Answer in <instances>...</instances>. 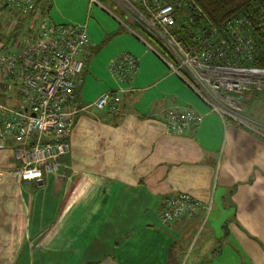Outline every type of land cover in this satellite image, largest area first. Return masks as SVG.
I'll return each instance as SVG.
<instances>
[{
  "label": "crops",
  "instance_id": "1",
  "mask_svg": "<svg viewBox=\"0 0 264 264\" xmlns=\"http://www.w3.org/2000/svg\"><path fill=\"white\" fill-rule=\"evenodd\" d=\"M11 23L19 16L0 11V50L12 42ZM123 48L109 64L123 54L136 60L126 82L98 79L95 49L84 51L78 115L58 174L19 183L14 144L0 151V264H182L190 247L191 264H264V104L249 107L246 93L240 114L251 125L222 119L142 42L128 38ZM0 89V104L17 109L20 95ZM106 92L118 96L115 113L93 106ZM171 108L203 120L170 133ZM183 194L203 209L162 224L166 201Z\"/></svg>",
  "mask_w": 264,
  "mask_h": 264
},
{
  "label": "built area",
  "instance_id": "2",
  "mask_svg": "<svg viewBox=\"0 0 264 264\" xmlns=\"http://www.w3.org/2000/svg\"><path fill=\"white\" fill-rule=\"evenodd\" d=\"M89 2L95 4L96 0ZM114 2L127 19L162 44L171 60L160 59L174 76L187 82L210 111L246 125L240 120L243 95L249 90L264 91V69L240 64L241 55L249 54L253 44L245 18L233 19L220 28L197 29L186 49L171 33L176 24L174 9L183 6L181 0ZM46 9L42 0H0V11L15 12L20 18V24H10L12 42L0 50V83L20 95L17 109L0 106V151L9 141L14 144L13 153L20 163L19 183L42 182L44 177L58 174L78 115L75 96L85 67L83 53L89 47L85 26L53 24ZM119 22L127 28L126 21ZM110 71L126 82L137 71V62L123 54ZM117 102L116 94L106 92L93 106L115 113ZM202 120L187 108H171L165 113V126L173 134L198 128ZM202 209L203 205L191 196L179 195L166 201L160 222L169 225Z\"/></svg>",
  "mask_w": 264,
  "mask_h": 264
},
{
  "label": "trees",
  "instance_id": "3",
  "mask_svg": "<svg viewBox=\"0 0 264 264\" xmlns=\"http://www.w3.org/2000/svg\"><path fill=\"white\" fill-rule=\"evenodd\" d=\"M44 1V0H43ZM168 1V0H167ZM174 1V0H170ZM183 6L175 8V27L171 30L177 42L190 48L197 29L206 31L211 26L220 28L233 19H246L247 34L253 40L249 54L241 55L240 64L245 67L264 69V0H181ZM115 7L122 10L114 4ZM141 9V8H140ZM123 13V12H122ZM130 34L147 48L157 52L163 60H171L167 50L146 29L127 19ZM156 43L162 52L150 43ZM149 49V48H148ZM154 53V52H153ZM244 56L246 59H244ZM133 58V57H132ZM235 123V122H233Z\"/></svg>",
  "mask_w": 264,
  "mask_h": 264
},
{
  "label": "rangeland",
  "instance_id": "4",
  "mask_svg": "<svg viewBox=\"0 0 264 264\" xmlns=\"http://www.w3.org/2000/svg\"><path fill=\"white\" fill-rule=\"evenodd\" d=\"M47 1L48 0H44L45 4L48 3ZM52 2L53 9L49 14V17L54 21V23L63 26H86L89 46L95 49L92 51V53H90L89 59L94 61V65H96L95 68L97 70V78L103 79V77H101L102 74H107V77L112 76L113 74L110 71L109 64L110 60H112V57L115 56L114 54L124 49V40L128 38H134L127 28L124 29L120 25L119 20L125 22L127 17L115 7L114 4L116 3L114 0H96L95 4H90L89 0H52ZM47 11L48 9H46V12ZM5 17L12 20L8 14H5ZM150 44L155 46V48L161 52L159 46L156 43L153 42ZM92 70L96 73L95 69ZM179 80L189 89L186 81H182L181 79ZM1 85L4 84L2 83ZM247 93L253 97L249 103V107L254 108L257 105L264 104V91L249 90ZM4 96L5 95H3V99L1 98V102L8 105V101L5 100L6 97ZM0 97H2V93H0ZM16 105L17 103L14 105L12 104L11 106L16 107ZM0 106L7 107L1 104ZM242 108H245V103L242 104ZM248 112L250 111L244 109V115L249 116ZM240 118L242 123L251 125L250 120L244 118L242 114H240ZM93 248H95V246H93ZM192 254V247H190L188 254H184L185 256L182 264H191L190 259ZM89 256L90 255L88 254L87 257ZM93 258H95V254L93 255ZM56 261L58 262L59 260ZM72 262L74 263V259H72L71 263Z\"/></svg>",
  "mask_w": 264,
  "mask_h": 264
}]
</instances>
